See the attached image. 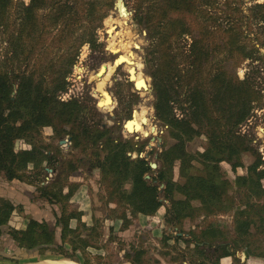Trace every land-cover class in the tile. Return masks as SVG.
Returning <instances> with one entry per match:
<instances>
[{"label": "trees", "instance_id": "1", "mask_svg": "<svg viewBox=\"0 0 264 264\" xmlns=\"http://www.w3.org/2000/svg\"><path fill=\"white\" fill-rule=\"evenodd\" d=\"M160 1L153 0L150 15L140 19V22L157 24L153 35L157 38V47L162 50L163 64L161 71L152 76L155 111L176 142L158 154L159 167L156 171L147 159L141 157L144 146L137 148L133 141L114 138L108 128L89 125L83 118L86 108L81 102L58 100L57 94L65 90L67 74L52 87L45 80H36L34 74L0 70V175L9 182L18 180L35 186L41 199L61 206V215L56 223L61 231V245H57L56 230L48 222L31 220L26 231L10 229L8 232L20 248L38 250L43 256L51 250L49 248L56 247L53 252L57 256L77 261V253L84 256L92 245L91 240L101 236L95 227L89 228L82 222L83 213L70 210V199L78 185L70 184L69 178L80 169V164L71 161L62 164L60 147H50L42 140V131L47 128L53 130L55 139L68 137L74 149L81 148L83 153L94 149L90 157L91 168L100 171V185L105 189L106 199L112 198L116 210L121 211L116 218L124 221V228L129 226L128 215L155 216L164 206L162 196L170 203L167 223L179 231L187 221L204 217L196 230L181 231L188 238H177L188 245L186 250L190 255L187 257L184 253L181 256L184 262L220 264L223 258L229 256L237 261L236 249L247 248L255 233L262 232L264 155L242 130L252 119L254 111L262 106V94L256 81L262 69L254 71L255 78H251L250 72L245 79H239L237 74L231 75L225 67L214 75H206L205 67L211 58L207 43L218 37V32H213L211 26H217L221 32L220 41L223 43L218 45L221 47L219 50L230 48L229 62L240 60V63H235L237 68L241 62H262L264 56L255 43L251 48L242 42L243 34L238 28H225L219 23L220 18L211 10L217 7V0ZM252 1L254 5L250 8L252 16L249 20L253 18L264 23V3ZM9 2L0 0L1 17L5 16ZM224 3L230 11L241 13L242 0H225ZM37 6L38 0H32L26 9L30 22L35 23ZM228 17L227 21L232 22V17ZM182 37L191 40L190 54L185 55L190 62L188 74H184L176 63V56L171 54ZM16 53L15 59L19 56ZM186 77H189L188 81ZM184 81V104L190 119H179L175 114V105L180 102L179 90ZM180 108L187 111L184 105ZM199 134L208 138L209 145L203 152L191 153L187 146ZM18 141L29 144L31 150H17ZM133 153H137L138 157L133 159L129 156ZM245 153H250L254 162L246 167L247 172L241 177L240 186L234 189L233 182L222 173L221 166L227 163L234 171L245 168ZM54 164L68 165L69 178L63 179L65 172L62 171L63 175L61 173L58 180L42 186L39 179L41 171L53 168ZM176 164H179L178 177L182 182L176 181ZM196 164L202 169L199 170ZM30 165L34 167L33 173L28 171ZM148 176L150 179H147ZM67 187L69 191L65 194ZM15 210L10 201L0 199V236ZM218 214H232L236 230L233 240L226 230L216 227L211 221ZM72 220L78 222L76 229L70 227ZM202 226L206 229L202 230ZM83 232H88V235L84 237ZM163 240L164 244H168L170 238L164 235ZM146 255L144 249H131L125 258L132 264H148ZM243 255L240 254L241 257ZM83 264H89V261L84 259Z\"/></svg>", "mask_w": 264, "mask_h": 264}, {"label": "rangeland", "instance_id": "2", "mask_svg": "<svg viewBox=\"0 0 264 264\" xmlns=\"http://www.w3.org/2000/svg\"><path fill=\"white\" fill-rule=\"evenodd\" d=\"M9 1L5 16H0V70L13 71L15 74H21V72L29 75L34 74L36 80H45L52 87L56 86L61 81L60 78L67 74L65 90L57 94L58 100L81 102L86 108L83 118L89 125L108 128L112 131L114 138L133 141L137 148L144 146L141 157L159 167L158 154L176 142L170 137L168 128L159 120L155 111L156 95L152 76L159 73L162 67V50L157 47V38L153 35L157 24L152 25L147 21L140 22L141 18L150 15L153 0H38V6L35 9V23L29 21L26 12L32 0ZM224 1L217 0V7L211 8L214 15L220 18L219 23L223 24L225 28H238L243 34L242 42L251 48L255 43L264 56V23L253 18L252 21L249 20V16H252L250 8L254 5V1L242 0L241 13L230 11ZM257 2L264 3V0ZM122 10L126 11L125 15H122ZM228 16L232 17V22L227 21ZM31 23L35 25H31ZM111 27L115 28L112 35L109 34ZM211 28L213 32H218V37L212 38L207 43L208 48L211 49V58L205 67L206 75L207 73L214 75L219 69L225 67L231 75L237 74L239 79H245L250 72L251 78H255L254 71L262 69V74L256 78L259 83L258 89L262 94L260 97L262 106L254 111L252 119L242 130L249 135V139L253 141L252 145L264 155V61L253 60L244 64L241 62L237 68L235 63H240L238 62L240 60L229 62L230 48L219 50L221 47L218 45L223 43L220 41L221 32L217 26L213 25ZM190 45L191 40L182 37L171 52L176 56V63L184 71V74L185 72L188 74L190 65L189 58L185 57L190 54ZM15 53L19 55L16 59L14 58ZM123 55L133 57L135 65L133 67L145 79L146 90L136 89L130 76L129 66L123 64L122 67L114 71L112 76L106 73L118 57ZM104 70H106L105 75L103 74ZM206 77L211 79L210 76ZM188 79L189 77H186L185 80L188 81ZM103 80L105 83H101ZM99 84H104L105 91L112 98L113 105L108 110H104L100 106L97 92ZM184 85L185 81L179 90L180 102L175 105V114L179 119H190L189 110L184 104ZM182 105L187 111L180 108ZM135 113L141 114L139 118L144 115L145 132L132 135L126 131L125 123L132 120ZM153 128L157 130L155 135L151 133ZM42 140L45 145H50V147H60L63 155V157L60 156L62 164L69 161L75 164L79 163L80 169L77 172L82 173L83 178L90 186L93 227L98 230L101 236L97 239L93 238V240L90 238L92 245L87 248L84 256L82 253H77L79 260L74 262L81 263V260L86 259L89 264H117L131 249H144L147 252L146 261L148 264H162V261L166 264H189L188 261L181 260L184 253L187 257L190 255L186 250L188 245L185 241H179L177 238L180 236L184 239L188 238L181 234V231L187 233L192 229L196 230L202 223L200 219L186 222L183 229L179 231L175 226L167 223L166 215L170 203L162 196L166 209L165 224L162 229L157 227L162 231V238L154 239L151 234L153 230L144 229L141 234L136 233L133 238L131 236V241H123L117 236L114 226L112 228L106 222L110 218L118 217L121 211L112 210V206H108V203L112 204L113 199H106L105 189L100 185V171L91 168L92 159L90 157L94 149H89L86 153H83L81 148L74 149L68 137L55 139L51 128L42 131ZM208 141L205 135H196L194 141L188 144L187 149L191 153L202 152L207 147ZM61 142L64 143L61 144ZM26 145L30 146L27 143ZM129 156L135 159L138 154L133 153ZM80 160L82 162H79ZM243 161L246 166H249L253 163L254 158L250 153H245ZM54 165L52 167L56 168L55 171L53 168L41 171L42 176L39 179L44 185L58 180L62 171L65 172L64 175L62 173V178H69L67 175L68 165ZM178 165L176 164L175 170L176 181L182 182L178 177ZM196 165L199 170L202 169L199 164ZM222 167L228 178L235 183V175L228 174L229 168L225 164ZM245 173L246 170L239 171V175H245ZM69 205L70 210L77 212V204ZM32 206L33 210L29 218L34 217L39 221L49 222L51 227L56 230L57 245H61V231L56 227L57 217L61 215V206L47 203L39 197L36 190L33 194ZM212 221L216 222L215 219ZM220 221L228 228V230L226 228L224 230L233 240L236 237L233 219ZM9 230V226L3 227V249H0V264H31L56 259L65 260L53 252L56 247L49 248L51 250L42 256L38 250H22L9 245V239L8 242L4 240L7 239ZM83 233L84 237L88 235V232ZM164 235L170 238L168 244H164ZM252 242H260L264 245V225H262V232L257 231L249 243ZM89 249H105L108 254L105 257H101L98 252L93 255L92 253L95 251L92 250L93 252L90 253ZM246 250L247 248L236 249V255L238 252ZM234 264H247V262L245 259L244 261L238 259L234 260Z\"/></svg>", "mask_w": 264, "mask_h": 264}, {"label": "crops", "instance_id": "3", "mask_svg": "<svg viewBox=\"0 0 264 264\" xmlns=\"http://www.w3.org/2000/svg\"><path fill=\"white\" fill-rule=\"evenodd\" d=\"M70 142V140H69ZM71 144V143H70ZM209 145V141L207 142V147ZM206 147V148H207ZM17 150H31V146L26 145L25 142L23 141H18L16 145ZM205 150V149H204ZM203 150V151H204ZM202 151V152H203ZM245 155V154H244ZM254 158V157H253ZM254 162V161H253ZM226 165L227 168H229L228 174L229 175H235V183L233 182L234 189H237L240 186L241 183V177L244 175H239V171H243L247 169L245 165V168H239L236 171L232 170L231 166L227 163H223V165ZM245 164V163H244ZM251 165V164H250ZM221 166V171L223 174L227 176V173L224 171L223 167ZM48 171V169H46ZM28 171L30 173L34 172V167L33 165H30L28 168ZM246 174V173H245ZM228 177V176H227ZM263 186H264V180L262 181ZM70 184H77L78 188L76 189L75 193L73 194L72 198L70 199V204H77V212L83 213L82 216V222L87 225V227L91 228L93 227V219L91 215V208H92V196L90 194V186L88 185V182L86 181L85 178H83L81 172H75V174L70 177ZM42 186H44V183H41ZM163 188V187H162ZM36 187L30 184H27L25 182H21L18 180H14L12 182H9L5 179L3 175H0V199L8 200L10 201L15 207L16 210L13 212L9 224L4 227H10V229L18 230V231H26L29 223L31 220H36L39 221L36 218H29L32 214V208H33V194L35 193ZM69 187L65 189V194H68ZM234 191L231 192L233 194ZM198 205V204H197ZM112 206V207H111ZM110 207L112 210H116V207L113 204H110ZM20 210V211H19ZM164 210V211H163ZM165 207L163 206L158 213L153 216H144V215H139L137 217H132L131 215H128V228H124V221L115 218H110L106 220L107 223H109L112 228L114 226V231L117 232V236L122 239L123 241L129 242L132 240V238L135 236L136 233L141 234V231L144 229L148 230H153L152 231V237L154 239H159L162 238V231L158 229L157 227H160L161 229L163 228V225L165 224ZM204 217H200L198 219L203 220ZM233 219L232 214H218L214 217L211 218V221L213 219L216 220V222L213 221L214 225L218 228L228 230V228L224 225L221 224L220 220H231ZM188 222V221H187ZM49 223V222H48ZM57 223V220H56ZM77 220H72L70 223L71 229H76L77 228ZM50 225V224H49ZM264 225V223H263ZM51 226V225H50ZM202 230L206 229L205 226H202ZM236 233V231H235ZM4 233L2 236H0V249H3L2 243H3V238ZM132 236V238H131ZM9 239V245L11 244L15 248H20L14 240L7 235V239H4L5 241L7 240L8 242ZM181 241V240H180ZM240 249V248H237ZM23 250V249H22ZM93 255H96V252L101 257H105L108 252H106L105 249H89L88 251ZM241 251V250H239ZM124 252V251H123ZM128 252V254H130ZM243 253L245 257H241L240 254ZM238 252V255H236V260L240 259L247 262V264H264V245L259 243H249L247 250ZM127 255V253H125ZM122 256V255H121ZM235 258L233 256H229L226 258H223L221 260L220 264H234ZM74 261V260H71ZM38 263V262H35ZM77 263V262H76ZM28 264V263H27ZM30 264V263H29ZM78 264H83V261L81 260V263ZM117 264H132L129 262L125 256H123L122 260L119 261ZM162 264H166L165 262L162 261ZM187 264V263H186Z\"/></svg>", "mask_w": 264, "mask_h": 264}, {"label": "bare ground", "instance_id": "4", "mask_svg": "<svg viewBox=\"0 0 264 264\" xmlns=\"http://www.w3.org/2000/svg\"><path fill=\"white\" fill-rule=\"evenodd\" d=\"M125 14H126V11L122 10V15H125ZM114 31H115V28L111 27V30L109 31V34L112 35V33ZM123 64L126 65V66H129L128 69H129V72H130V76H131L132 81L135 83L136 89L137 90H146V88H147L146 81H145V79L143 78V76L141 74H138L136 72V68L133 67L135 65H134V60H133L132 56H129V55L119 56L118 59L115 61V63L112 66L109 67L108 72H106V70H104L103 74L106 72V73H108V75L112 76L114 71L117 68L122 67ZM103 78H106V77H103ZM101 83H105V81L103 80ZM97 92H98V95H99L100 106L104 110L110 109V107L113 105V101H112V98L109 97V95L105 91L104 84H102V85L99 84V86L97 88ZM140 115L135 113L134 118L132 120H130V121H127L125 123V127H126L125 129H126V131L129 134L133 135V134H141V133L145 132L144 131V127H143V125H144V121H143L144 115L141 116V118H139ZM156 132H157V130L155 128H153L151 130V133L153 135H155ZM31 264H78V263H76L74 261L56 259V260H48V261H44V262L31 263Z\"/></svg>", "mask_w": 264, "mask_h": 264}, {"label": "water", "instance_id": "5", "mask_svg": "<svg viewBox=\"0 0 264 264\" xmlns=\"http://www.w3.org/2000/svg\"><path fill=\"white\" fill-rule=\"evenodd\" d=\"M63 143H64V142H61V144H63ZM151 167H152V169H154V170L158 168L157 164H151ZM147 179H150V177L148 176Z\"/></svg>", "mask_w": 264, "mask_h": 264}]
</instances>
